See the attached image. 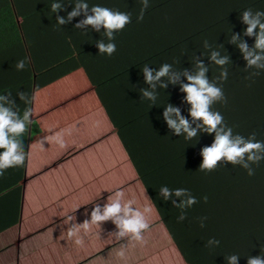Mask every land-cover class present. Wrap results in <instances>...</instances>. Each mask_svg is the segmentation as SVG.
<instances>
[{
	"label": "trees",
	"instance_id": "obj_1",
	"mask_svg": "<svg viewBox=\"0 0 264 264\" xmlns=\"http://www.w3.org/2000/svg\"><path fill=\"white\" fill-rule=\"evenodd\" d=\"M254 1L246 9L264 10V0ZM53 2L56 0H0V94L25 92L30 96L33 90L83 68L187 260L191 264H227V257L236 254L240 257L238 264H247L249 256L264 255V160L259 166L252 165L253 176H248L240 165L223 161L224 166L205 174L199 170L203 160L200 153L213 143L215 134L200 133L185 140L169 130L163 120L167 104L179 107L181 114L191 120L190 105L184 101L186 94L179 85L158 88L155 105L141 100L140 92L149 87L141 71L144 65L158 69L168 63L176 70L195 71L194 55L209 67V80L216 81L221 69L211 63L208 55L217 50L230 58L225 66L228 79L222 83L227 103H215L212 110L223 115L234 135L248 138L255 133L257 141H264V71L246 70L241 52L230 43L233 34H240L250 48L255 43V37L243 36L247 25L240 18L245 9L235 11L233 1L225 2V6L231 5L235 17L240 16L212 21L206 18V12H214L219 1L149 0L143 21L137 22L141 0H87L90 7L99 5L132 16V22L115 34L116 52L108 57L99 54L96 46L101 39L108 42L103 28L96 32L89 27L87 33L74 28L76 48L65 49L64 54L48 48L41 40L47 35L40 33L41 18L52 32L55 27L51 24L56 22L57 15L67 16L77 0H62L65 10L58 13L51 11ZM83 18H74L72 22L75 25ZM204 41L211 48L206 49ZM19 60L26 61L23 71L16 69ZM103 60L111 65L106 68V77L98 81V68L92 61ZM255 71H260V75L253 76ZM181 81L187 82L184 77ZM121 100L122 106L126 102L129 107L114 110ZM28 105H23V111ZM35 128L39 130V126ZM162 186L187 189L197 199L198 203L185 210L187 218L183 222H177L181 209L172 204V200L180 203V198L173 195L164 201L159 196ZM0 188V197L11 189L20 194L23 190L21 179L15 182L13 177L5 176L0 177ZM11 204L0 207L1 219ZM20 205L19 200L18 215ZM201 217H207L203 227ZM211 238L219 240V246L207 247Z\"/></svg>",
	"mask_w": 264,
	"mask_h": 264
},
{
	"label": "crops",
	"instance_id": "obj_2",
	"mask_svg": "<svg viewBox=\"0 0 264 264\" xmlns=\"http://www.w3.org/2000/svg\"><path fill=\"white\" fill-rule=\"evenodd\" d=\"M216 1L220 2L217 9L206 12L208 20H226L231 16L236 19L240 15L232 14L231 5L238 11L255 2ZM228 1L234 4L225 6ZM41 21L40 33L47 34L41 40L48 48L60 54H64L65 49L76 48L73 22L62 26L53 22L55 29L51 32L50 25L43 24L42 18ZM92 62L98 68L95 77L98 81L104 79L111 63L107 60ZM11 94L22 116L25 103L18 95ZM30 97L32 123L22 137L25 163L4 173L15 182L21 179L23 190L20 194L11 189L0 197V207L14 202L7 215L0 218V264H191L141 180L85 70L77 69L33 90ZM122 101L114 110L129 107L126 102L122 106ZM70 127L74 130L72 135L65 136L66 148L61 149L51 142L41 146L42 138L52 135L50 130L59 132ZM117 189L125 192V199H135V207L142 209L150 205L153 208L151 228L145 233L147 243L136 247L129 244L126 260L116 256L121 243L126 241L113 238L115 225L111 221L104 223L101 229L93 228L92 234L84 237L83 247L67 238L71 226L69 217L77 224L90 219L93 204L102 205ZM19 200L21 213L18 215Z\"/></svg>",
	"mask_w": 264,
	"mask_h": 264
},
{
	"label": "clouds",
	"instance_id": "obj_3",
	"mask_svg": "<svg viewBox=\"0 0 264 264\" xmlns=\"http://www.w3.org/2000/svg\"><path fill=\"white\" fill-rule=\"evenodd\" d=\"M141 4L137 22L143 21L144 12L150 7L149 0H141ZM62 10H65L62 0H56L51 4L53 13ZM81 16L84 18L80 19L74 27L83 30L82 32L87 33L89 27L96 32L104 29V37L108 42L101 39L97 41L96 46L99 49V54H105L108 57L116 52L115 34L123 31L132 22L130 13L99 5L90 7L87 0H77L67 16L57 15L56 22L62 26ZM241 21L247 25L243 36L255 37V43L250 48L240 34L231 35L230 43L234 44L241 52L246 61V70L255 68L264 71V10L253 11L252 8H247L241 14ZM204 47L211 48V45L204 41ZM208 59L221 69L220 75L216 78L221 86H218L216 81L209 80L207 76L209 67L203 63L200 57L194 55L195 71L176 70L173 65L168 63L162 64L158 69L149 68L148 64L144 65L141 71L144 83L149 87L140 89L141 100L151 101L155 105L158 88L166 89L169 84L179 85L180 91L186 94L184 101L190 105L191 120L181 114L179 107L167 104L164 107L163 120L168 129L177 136H184L185 140L189 141L199 136L200 133L215 134L213 143L201 149L200 154L203 160L199 170L205 174L214 172L221 165L224 166L221 163L223 161L233 166L240 165L247 170L248 176H253L255 169L252 165L259 166V163L264 160V141H257L255 133L248 138L239 134L234 135L232 127L225 124L223 115L219 111L212 110L215 103H227L222 83L228 79V69L225 66L229 64L230 58L226 55L222 56L217 50H212ZM25 67V60L17 61L16 69L18 71H23ZM252 75H260V71H255ZM181 77L186 78L187 82H182ZM17 95L25 105L32 102V97L25 92H18ZM16 109L17 105L11 92L0 94V149L3 150L0 151V177H3L9 168L22 167L26 159L22 137L32 123L33 111L30 107H25L21 116ZM73 130L71 127L59 132L50 130L52 135L43 137L41 146L43 147L45 142H51L64 149L67 147L65 136L72 135ZM125 195L123 190L117 189L108 196L102 205L94 203L90 211V219H85L83 223L77 224L69 217L71 226L67 230V238L74 240L77 246L83 247L84 237L92 234L93 228L101 229L104 223L111 221L115 225V230L111 233L113 238L119 242L126 241V243H121L116 256L120 260H126L129 244L136 247L147 243L145 233L151 228L150 216L153 213V208L150 205H145L142 209L135 207L136 200L125 199ZM173 195L180 198L178 204L172 200L173 206L181 209L177 222H183L187 218L185 210L191 208L198 201L187 189L173 190L162 186L159 190V196L164 201L170 200ZM203 199L205 202L207 201L206 196ZM200 220L201 227H203L207 217H201ZM96 234L99 235V233ZM219 244V240L211 238L207 241L206 246L211 248L219 246ZM239 258L236 254L230 255L227 257V264H238ZM247 264H264V255L249 256Z\"/></svg>",
	"mask_w": 264,
	"mask_h": 264
}]
</instances>
